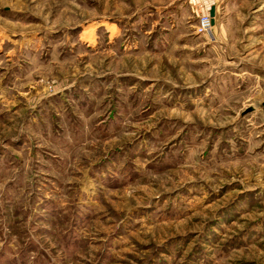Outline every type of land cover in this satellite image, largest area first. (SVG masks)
I'll return each instance as SVG.
<instances>
[{
	"label": "rangeland",
	"instance_id": "374dc122",
	"mask_svg": "<svg viewBox=\"0 0 264 264\" xmlns=\"http://www.w3.org/2000/svg\"><path fill=\"white\" fill-rule=\"evenodd\" d=\"M167 1L0 0V264H264V0Z\"/></svg>",
	"mask_w": 264,
	"mask_h": 264
},
{
	"label": "crops",
	"instance_id": "0c3cea01",
	"mask_svg": "<svg viewBox=\"0 0 264 264\" xmlns=\"http://www.w3.org/2000/svg\"><path fill=\"white\" fill-rule=\"evenodd\" d=\"M179 1L181 0H168L166 5L163 8H170L176 2H179ZM187 2L190 5L193 13H196L197 11V8H196L197 4L201 5L200 11L202 14H209L211 8H214V24L216 27V23L218 22V17L221 15L220 11L224 9L220 6V0H187Z\"/></svg>",
	"mask_w": 264,
	"mask_h": 264
},
{
	"label": "built area",
	"instance_id": "2783aa9c",
	"mask_svg": "<svg viewBox=\"0 0 264 264\" xmlns=\"http://www.w3.org/2000/svg\"><path fill=\"white\" fill-rule=\"evenodd\" d=\"M215 24L213 18L209 14H201L197 19V24L194 28V33L208 39L215 41Z\"/></svg>",
	"mask_w": 264,
	"mask_h": 264
},
{
	"label": "water",
	"instance_id": "95a60500",
	"mask_svg": "<svg viewBox=\"0 0 264 264\" xmlns=\"http://www.w3.org/2000/svg\"><path fill=\"white\" fill-rule=\"evenodd\" d=\"M209 15L213 18V21H214V8H211ZM250 111L251 109H247L244 113H248Z\"/></svg>",
	"mask_w": 264,
	"mask_h": 264
}]
</instances>
